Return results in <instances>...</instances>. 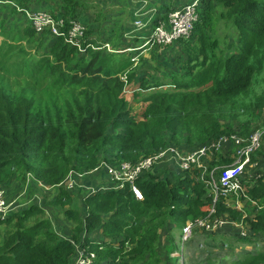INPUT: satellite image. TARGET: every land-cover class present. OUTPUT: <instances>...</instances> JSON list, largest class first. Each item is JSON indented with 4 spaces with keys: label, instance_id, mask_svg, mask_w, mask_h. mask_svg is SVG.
I'll use <instances>...</instances> for the list:
<instances>
[{
    "label": "trees",
    "instance_id": "obj_1",
    "mask_svg": "<svg viewBox=\"0 0 264 264\" xmlns=\"http://www.w3.org/2000/svg\"><path fill=\"white\" fill-rule=\"evenodd\" d=\"M100 1L0 0V184L16 179L26 184L32 176L36 184L55 188L49 204L58 206L57 213L72 226L68 238L55 231L57 217L44 215L43 206L16 208L0 218V264H73L76 244L97 253L94 264H167L159 250L162 228L172 222L184 228L205 218L213 206L215 217L247 229L238 241H264L260 169L258 178H243L244 208L223 196L214 205L198 168L172 172L160 165L143 173L136 181L143 200L125 185L79 195L77 204L73 190L61 184L71 171L90 172L101 161L137 162L170 144L195 148L221 134L249 135L262 125L264 0H203L191 37L179 41L184 72L169 77L161 72L154 83L136 76L135 53L102 47L109 43L119 49L120 33L114 48L94 36L95 25L104 24L107 15ZM18 7L78 18L86 25L87 43L102 48L81 52L62 37L39 34ZM18 15L26 19L23 26L10 20ZM127 29L133 33L131 26ZM135 81L134 100L142 90H154L139 101L144 104L140 117L125 96ZM260 152L253 161H259ZM232 161L220 155L206 176L215 164ZM260 263L264 251L232 264Z\"/></svg>",
    "mask_w": 264,
    "mask_h": 264
},
{
    "label": "built area",
    "instance_id": "obj_2",
    "mask_svg": "<svg viewBox=\"0 0 264 264\" xmlns=\"http://www.w3.org/2000/svg\"><path fill=\"white\" fill-rule=\"evenodd\" d=\"M202 1L189 0L179 7L172 8L166 14H161V16L155 18L151 22V31L147 34V39L143 45L164 48L177 41L189 39L196 23L200 19ZM18 9L26 14L33 28L39 34L49 33L55 38L62 37L66 43L76 47L81 52L86 51L89 46H92L94 49L107 47L109 50H112L109 43H105L102 47L95 46L93 43H87L86 25L78 18H66L59 15V13H53L46 9L34 10L20 7ZM149 23L150 21L144 22L142 19L135 21L136 28L139 29H144ZM132 60L135 63L137 62L136 57H133ZM263 142L264 124L254 129L249 135H241L239 133L221 134L209 143L193 149L194 151L188 154L184 152V146L170 144L148 156L142 157L137 162L122 161L119 164H113L101 161L90 172L78 173L71 171L61 184L68 190H74L75 187L85 188V184L82 183L83 177L89 176L91 172L101 173L103 171L111 184H113L111 188L119 189L125 185H129L135 197L138 200H143V192L136 184L137 179L143 173L151 171L153 168L161 167L160 165L166 166L172 172L198 168L202 173L201 178L205 179V182L213 193V203L215 205L221 196L224 198L236 196L240 199V196L244 194L243 178L246 175L250 178H258L261 175L255 171H247L258 167V162L253 161L252 155L261 149ZM230 151L231 157L227 155ZM220 155L225 158H231L233 160L232 163H226L229 165L226 166L217 180H215L213 175L215 168L211 172V176L207 177L206 174L209 171L207 169V162L217 160ZM30 179H33L32 176H29ZM40 185L48 188V186L41 182ZM104 188H93L90 186L87 190L88 194L91 195L102 191ZM236 207L239 208L240 206L236 205ZM16 208L8 201L5 190L0 184V218L5 219ZM214 213L215 207L213 206L211 212L205 218L191 222L202 227H207L212 218H215L216 221L220 219L215 217ZM192 225L187 227L190 228ZM243 228L247 231L245 227ZM72 242L75 244L74 241ZM76 245L77 256L73 264H94L93 257H96L97 253L85 246Z\"/></svg>",
    "mask_w": 264,
    "mask_h": 264
},
{
    "label": "rangeland",
    "instance_id": "obj_3",
    "mask_svg": "<svg viewBox=\"0 0 264 264\" xmlns=\"http://www.w3.org/2000/svg\"><path fill=\"white\" fill-rule=\"evenodd\" d=\"M169 1L176 2L177 0ZM216 14H219L218 10ZM2 15L3 17H7V14ZM10 20L21 21L22 26L26 24V19L20 15L17 16V19L11 16ZM218 26L222 31V28L224 27H222L220 24ZM135 45H137V43L134 40H130V42L124 40L121 42L120 48ZM152 49H157V53L160 51L161 57H159L157 53L153 54L152 50L148 52L146 58H143L142 54L137 56V77H140V75H145L150 82L152 81L151 83H154L153 81L162 79L161 72L166 73L168 77L171 74L174 75L175 73L184 72V69L182 68L183 59L180 57L181 44L178 43L175 47H173L172 51L170 50L171 48L165 50V47H152ZM168 52L172 53V58L167 54ZM157 67L158 70L154 71V68ZM136 81L134 85L129 87L130 90L125 93V96L131 102V105L134 108L133 111L136 110L138 117H140V115H142L141 112L143 111L144 104L139 101L143 96L152 93L154 90H142V95L139 96V100H134L132 91L136 88H139V83ZM164 89L167 88L164 87ZM261 123L264 124V117L262 118ZM202 145L204 144H199L197 147ZM195 148L184 145L183 150L186 154H188L193 152V149ZM260 151L263 153L262 155ZM259 152L261 156L258 163L259 168L255 167L249 169L247 172H254L258 169L264 171V142ZM99 155L101 156V153ZM227 155L231 157V151L228 152ZM213 162L215 161L207 162L208 170L211 167L210 164ZM229 164H215L213 168H211L209 175L215 168L213 175L215 180H217L221 176L222 171ZM216 166H218V168H216ZM103 174L104 173L102 172H91L89 176L87 175L83 177L82 183H86L87 181L93 182L99 177L105 178ZM2 187L5 190L8 201L17 207V210L20 209V207H28L33 203L41 205L46 210L44 215L51 217L52 219L53 216L56 215L57 219H55V231H57L58 234L67 236L69 229L72 230V226L68 221H65L64 216L61 213H57L59 211L58 206L49 204L55 198V188H46L44 186H40L38 183L35 184V182L32 180L27 181L26 184H22L18 179L11 181L7 185H2ZM83 189L84 188L81 187H75V189L72 191L74 193L73 197L75 203L77 204H80V198L83 194L82 192L84 191ZM227 202L231 203V205L240 206L241 208H244L245 204V201H241L239 197L236 196L229 198ZM223 218L224 217H221L218 221H216L215 218H212L207 227H202L189 221L190 223L188 222L184 228L176 226V224L173 222L167 227L162 228L160 232L161 238L159 246L161 258L168 260L167 264H171L170 255H172V264H232L236 260L245 258L247 254L255 255L257 252L264 251V241L262 240H257L252 243H243L238 241L236 237L240 233H246V231L241 225L234 222L233 220H230L229 218ZM189 225L192 226L188 228L187 226ZM161 264H164V262Z\"/></svg>",
    "mask_w": 264,
    "mask_h": 264
},
{
    "label": "crops",
    "instance_id": "obj_4",
    "mask_svg": "<svg viewBox=\"0 0 264 264\" xmlns=\"http://www.w3.org/2000/svg\"><path fill=\"white\" fill-rule=\"evenodd\" d=\"M189 0H177L176 2H170L169 0H103L100 1L98 4L100 8H102L105 13L107 12L106 19L104 24H96L95 25V37L103 40V41H109L114 48V43L113 40L116 39V36L118 33H120V41L119 45L115 48H119L116 50H111L112 52H118V53H123V52H128V55L135 53L134 57H137L139 55H143V58H146L148 55L149 51H153L154 53H157V49H152V47H157L160 48L159 46H148V45H143L145 42V39L147 37V34L151 31L152 25L151 22L154 21L155 18L158 16H161V14H166L167 10L170 8H175L179 7L185 2ZM7 14L9 13L10 9H7ZM99 8H96L95 11H98ZM94 10L91 9L89 12H91L94 16ZM117 15V16H116ZM111 16V21H108V17ZM95 17V16H94ZM138 19H142L144 22L145 21H150V23L145 27L144 29H139L136 28L135 21ZM153 24V23H152ZM133 28V33L128 31V27ZM3 36L0 34V45L3 41ZM124 40L130 42L135 41L137 45L135 46H127V47H122L121 42ZM180 44V42H175L171 44L169 47H165L166 49L171 48L170 50H173V47H175L177 44ZM133 44V43H132ZM110 45V44H109ZM169 50V51H170ZM167 52V51H166ZM161 54L160 51H158L157 55ZM171 58H172V53L168 52L167 53ZM142 57V56H141ZM159 57H161L159 55ZM180 57L184 60L185 56L181 54ZM134 63V66H138ZM158 68V67H157ZM157 70V69H155ZM167 79L164 78V81ZM256 162L259 163L258 160ZM259 168V167H256ZM102 173H104L102 171ZM105 178L99 177L98 179H95L93 182L87 181L85 184V188L83 189L84 191L82 192L83 194L88 193L87 188L90 186L93 188H98V187H105L102 191H106L111 189L113 184L108 180L107 175L104 173L103 174ZM240 208V207H239ZM70 230V229H69ZM72 233L69 231L68 238H70ZM84 237L87 238H93L94 235L90 234H83ZM94 239V238H93ZM106 240V238L104 239Z\"/></svg>",
    "mask_w": 264,
    "mask_h": 264
},
{
    "label": "clouds",
    "instance_id": "obj_5",
    "mask_svg": "<svg viewBox=\"0 0 264 264\" xmlns=\"http://www.w3.org/2000/svg\"><path fill=\"white\" fill-rule=\"evenodd\" d=\"M214 161H217V160H214ZM226 164V163H225ZM33 178V177H32ZM34 179V178H33ZM32 179H30V180H28V181H31ZM33 182H35L34 180H32ZM35 184H36V182H35ZM38 184L40 185V182H38ZM41 186V185H40ZM48 188H51V187H49L48 186Z\"/></svg>",
    "mask_w": 264,
    "mask_h": 264
}]
</instances>
